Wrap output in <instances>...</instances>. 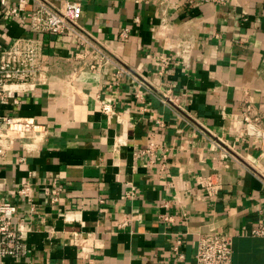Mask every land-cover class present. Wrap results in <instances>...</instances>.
<instances>
[{
	"label": "crops",
	"instance_id": "crops-1",
	"mask_svg": "<svg viewBox=\"0 0 264 264\" xmlns=\"http://www.w3.org/2000/svg\"><path fill=\"white\" fill-rule=\"evenodd\" d=\"M76 1L80 27L111 62L77 58L75 37L34 35L42 82L0 103L47 129L43 143L16 142L0 161V199L16 203L13 226L28 244L6 264H174L178 238L179 264H195L200 234L229 235L231 264H264V239L250 234L264 220V0ZM28 35L0 8V41ZM161 53L177 59L163 75ZM246 115L258 118L251 133ZM151 142L154 155L141 153ZM25 184L34 212L16 193Z\"/></svg>",
	"mask_w": 264,
	"mask_h": 264
},
{
	"label": "built area",
	"instance_id": "built-area-1",
	"mask_svg": "<svg viewBox=\"0 0 264 264\" xmlns=\"http://www.w3.org/2000/svg\"><path fill=\"white\" fill-rule=\"evenodd\" d=\"M228 0H183L187 6L203 4H225ZM0 8L4 20H17L27 24L31 35L13 38L9 43L0 41V103L12 101L18 103V95L34 90L43 75V43L42 39L35 37L36 34H53L75 37L78 40L82 52L77 58H83L84 54L93 53V60L103 66L111 62L107 52L93 40L91 35L80 27L78 20L81 13V4L76 0H0ZM129 29L124 28L119 33L121 38H127ZM183 44L179 49H183ZM182 47V48H180ZM186 52V48L183 53ZM178 57L181 54L177 53ZM177 60V59H176ZM171 54L161 53L158 58L157 74L163 75L169 66L176 63ZM175 62V63H174ZM94 67V64H91ZM160 100L169 104L175 100L171 91L162 92ZM250 110V106H247ZM105 114L111 111L106 104H102ZM244 117L247 133L253 132L258 118ZM47 129L39 124L34 118L18 117L8 113H0V161L6 153L14 148L16 142L24 147L39 145L45 141ZM157 149L155 142H151L143 154L153 156ZM23 160V158H22ZM210 179V178H209ZM208 191L216 193L219 184L208 180L205 184ZM30 185L25 184L17 189L18 196L25 197L30 202V210L34 212V204L30 198ZM44 194L49 197V202L58 200L60 190H45ZM17 212L16 203L0 199V264H6L7 259H19L26 256L28 244L26 232L15 229L13 226L14 216ZM164 220H170L162 216ZM129 220L125 219L122 226H127ZM251 236L264 239V220L259 221L250 231ZM182 241L176 239L173 250L176 253L179 264L184 259L181 251ZM87 251V250H86ZM195 264H231L232 239L226 234H200L197 238ZM56 264H64L62 262ZM93 264L89 259L87 263Z\"/></svg>",
	"mask_w": 264,
	"mask_h": 264
}]
</instances>
